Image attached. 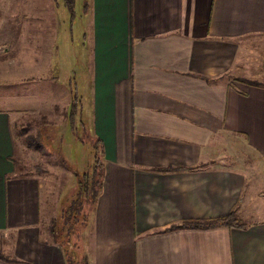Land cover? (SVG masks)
<instances>
[{
	"label": "crops",
	"instance_id": "0c3cea01",
	"mask_svg": "<svg viewBox=\"0 0 264 264\" xmlns=\"http://www.w3.org/2000/svg\"><path fill=\"white\" fill-rule=\"evenodd\" d=\"M43 1L0 0V77L13 75L14 53H52L56 22L47 39L29 34L46 17L34 6ZM84 4L91 36L85 125L103 169L89 205L85 264H264V218L246 229L168 230L232 210L238 216L254 197L245 171L217 162L221 147L237 145L264 163V0ZM18 28L35 36L23 51ZM20 98L0 95V254L8 259L0 264H68L55 233L45 231L53 217L41 178L18 175V112L5 104Z\"/></svg>",
	"mask_w": 264,
	"mask_h": 264
},
{
	"label": "rangeland",
	"instance_id": "374dc122",
	"mask_svg": "<svg viewBox=\"0 0 264 264\" xmlns=\"http://www.w3.org/2000/svg\"><path fill=\"white\" fill-rule=\"evenodd\" d=\"M34 6L46 17L36 21L30 36L47 39L56 33L52 25L56 22L59 25L56 44L51 54H34L30 50L12 54L13 64L7 70L13 75L0 77V95L8 97L15 93L21 97L5 104L18 112L13 118L15 162L18 175L41 178V199L44 192L50 215L55 218L49 221L45 231L48 234L54 231L53 239L62 246L70 264H85L92 231L91 207L85 201L82 209L75 207L70 212V206L78 196L81 177L92 172L95 160L99 165L102 160L85 125L90 102V17L84 0H46ZM18 29L16 38L22 51L28 49L26 42L36 43L35 36L27 37L23 29ZM47 48L50 46L43 50ZM71 97L75 102L70 108ZM69 108L74 113L72 120L67 121L65 112ZM220 151L222 157L217 164L245 171L246 192L254 195L240 209V222L263 219L264 163L243 146L221 147ZM102 170L97 165L95 172L99 177Z\"/></svg>",
	"mask_w": 264,
	"mask_h": 264
},
{
	"label": "trees",
	"instance_id": "16d2710c",
	"mask_svg": "<svg viewBox=\"0 0 264 264\" xmlns=\"http://www.w3.org/2000/svg\"><path fill=\"white\" fill-rule=\"evenodd\" d=\"M246 83H251L252 85L259 86L260 84L258 82H251L248 80H245ZM71 105L70 108L74 106L75 98L71 97ZM69 108V111L65 113L67 121L72 120L73 118V111ZM36 145H38L36 140ZM94 149L96 151H99V147L97 146V142L94 143ZM101 168V165L98 164V162L95 160L93 166H92V172L91 173H84V175L81 177V180H79V190H78V196L73 200L74 203L72 206H70V212L75 209V207H82L83 203L86 201V204L93 205L95 199L99 195L101 186H102V176L97 174L96 167ZM203 164H199L196 167L187 168V169H181V168H167L162 170H156L160 172H170V171H196L201 168H203ZM74 208V209H73ZM82 209V208H81ZM77 212V211H76ZM76 218V217H75ZM74 218V219H75ZM218 227H225V228H235V229H246L248 225L243 224L240 222L235 210H232L230 213H228L226 216L220 219L216 220H205V221H185L180 223L179 225H173L168 230L171 229H210V228H218ZM160 230V231H165ZM54 234V231H52ZM0 259L8 261L4 256L0 254ZM14 261V260H12ZM70 264V263H68Z\"/></svg>",
	"mask_w": 264,
	"mask_h": 264
}]
</instances>
